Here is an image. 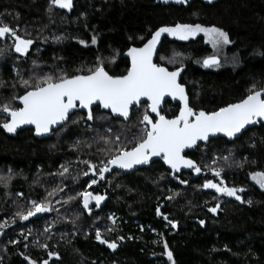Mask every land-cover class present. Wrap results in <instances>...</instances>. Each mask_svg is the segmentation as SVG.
Returning a JSON list of instances; mask_svg holds the SVG:
<instances>
[{"label": "trees", "instance_id": "1", "mask_svg": "<svg viewBox=\"0 0 264 264\" xmlns=\"http://www.w3.org/2000/svg\"><path fill=\"white\" fill-rule=\"evenodd\" d=\"M168 3L73 0L71 9L62 10L49 0H0V21L33 40L20 56L11 39H0V106L19 107L13 97L24 94L22 79L34 83L45 74H86L98 57L110 75L125 74L124 52L141 46L157 28L176 23L215 26L231 40L219 57L203 36L163 39L156 63L181 68V83L195 110L213 111L237 102L253 85L264 87V0L194 1L187 8ZM174 52L179 53L174 63L160 59ZM211 55L219 57V65L203 68L202 60ZM145 107H134L127 121L113 119L99 107L92 110L97 118L91 121L77 111L44 140L35 139L30 129L9 133L0 128V223L8 225L0 229V264H28L25 256L36 264H264V196L249 206L226 203L216 218L207 212L213 196L202 187L206 179H215L212 169L218 168L220 179L248 192L250 173L264 171V121L233 142L217 139L201 145L189 156L201 167L197 178L190 172L167 175L158 163L127 175L109 170L103 179H98V168L96 175L82 174L88 171L82 161L99 166L114 154L117 134L121 144L132 146L127 134L139 135ZM178 111V105L165 104L167 117ZM5 119L0 113V123ZM62 165L69 169L64 175ZM92 179L96 184H90ZM92 190L104 199L98 207L89 201V211L77 194ZM45 198L51 210L42 218L22 223L15 216L30 207V200ZM110 212L115 226L109 224ZM97 230L102 239L118 244L117 253L97 245ZM165 244L173 261L164 255ZM49 252L58 255L50 258Z\"/></svg>", "mask_w": 264, "mask_h": 264}, {"label": "snow or ice", "instance_id": "2", "mask_svg": "<svg viewBox=\"0 0 264 264\" xmlns=\"http://www.w3.org/2000/svg\"><path fill=\"white\" fill-rule=\"evenodd\" d=\"M175 2L178 4L187 3V0H175ZM49 3L62 9L73 7V0H49ZM198 32H203L214 48L231 43L229 34L215 26L204 27L201 24L186 23L161 26L151 33L150 38L146 39L142 46L127 49L126 56L130 59V65L125 74L110 75L106 71L102 59L98 57L97 63L89 68L86 74L68 75L64 73L55 77L45 74L36 79L34 83L31 78L22 79L21 84L25 88L24 94L13 97V99L19 100L22 107H12L9 104L0 106V113L6 114V119L0 123V128L13 133L21 125H33L35 134L41 135L49 133L53 130V126L66 123L74 109L87 110V120L89 121L96 119L97 117H94L92 111L93 105L104 110H110L116 118L123 117L127 121L131 119L132 107H139L146 99L145 111L138 121V124L142 126L139 129V135L127 134L132 136V141H130L132 146L121 144L120 135L117 134L116 140L112 142L115 146L114 154L106 160H101L99 166L89 161H82L88 168V171L82 174L87 176L89 172L98 168V179H103L104 174L109 172L113 165L121 169H130L133 165L148 164L151 157H160L173 172H179L183 166L199 173L201 167L182 155L184 149L191 148L198 140H208L210 135L217 133H222L228 138L236 137L237 134H241L242 130H245L247 125L264 121V87L258 88L253 85L248 93L237 102L228 103L226 106L213 111L204 109L197 111L191 107L184 85L178 82L181 68L177 67L175 70L169 71L167 67L154 63L153 57L158 51L157 46L162 34L166 33L178 40H188L189 37H194ZM0 39H11L12 50L20 56L27 54L29 46L33 44L32 39L24 38L16 28L3 21H0ZM140 39L144 40V38ZM96 42L94 35L92 43L96 44ZM2 51L3 49H0V52ZM178 55L179 53L174 52L172 57L161 55L160 59L162 61L168 59L169 63H174L175 57ZM33 63L35 64V61ZM218 65L219 60L216 55L207 56L203 59V66L205 67ZM166 96L178 100L180 104L179 113L171 119L160 113L161 101ZM149 113H155V117H151ZM103 139L106 144L109 143L107 138ZM108 151L111 152L112 149H108ZM223 159L227 160V157ZM61 167L63 171L60 175L69 171L68 167L63 165ZM212 171L216 178L221 177L220 169L214 168ZM93 175L96 173L93 172ZM250 178L261 189H264V171L252 172ZM96 182L97 179L90 180V184H96ZM180 182L188 183L187 180ZM202 187L215 189L217 193L235 197L238 201L241 200V196L237 195V192L244 191L242 188L236 189L225 186L223 179H218L217 183L206 179ZM55 192L54 189L48 195L52 196ZM77 195L83 198V207L89 211L90 200H95L99 206L104 199L103 196L93 195L88 191ZM68 199L71 200L74 197ZM28 203L30 207L26 211L21 209L15 213L20 221H27L38 213L51 210L47 198L40 202L30 200ZM218 207L219 204L217 207L209 208L208 211L216 213ZM157 214H160L159 208H157ZM109 219L114 220L111 216ZM169 223L172 228L177 227L175 222L169 221ZM200 224L203 225L204 221L201 220ZM6 227H8L6 223H0V229ZM47 231L48 229L45 228V232ZM96 239L101 243H106L111 249L117 247L115 242L102 239L99 230H97ZM11 243L15 244L16 241H11ZM40 246L47 247V245ZM48 255L51 258L58 254L49 252ZM164 255L169 261H173V253L168 249L167 244L164 245ZM24 258L28 260V264H36L27 256ZM42 264H48V261L44 260Z\"/></svg>", "mask_w": 264, "mask_h": 264}, {"label": "water", "instance_id": "3", "mask_svg": "<svg viewBox=\"0 0 264 264\" xmlns=\"http://www.w3.org/2000/svg\"><path fill=\"white\" fill-rule=\"evenodd\" d=\"M194 1H199V2L203 3L204 5H212V4H214L215 2H217V0H211V2H209V0H187V3H180V4H178V3L175 2V0H168V2H169L168 4L177 5V6H183L184 8H187L188 5H190V4H191L192 2H194ZM165 36H166V33H165V34H162V35H161V39H160V41L158 42V46H157V47H158V51L155 53V55H154V57H153V62H154V63H156V62H155V61H156V57H157V54H158V52H159V49H160L161 43H162L163 39L165 38ZM149 38H150V37H149ZM141 46H142V45H141ZM139 47H140V46H139ZM126 52H127V50L124 52L123 57H124L125 59H127V61H128V66H129V65H130V59L126 56ZM218 60H219V58H218ZM202 66H203V60H202ZM203 67H204V68H209V67H205V66H203ZM211 67H212V66H211ZM169 71H173V70H169ZM182 74H183V71L181 70V73H180V75H179V77H178V82H179V83H181L180 81H181ZM181 84H182V83H181ZM183 85H184V84H183ZM184 87H185L186 95L188 96V94H187V88H186L185 85H184ZM142 99H143V98H142ZM188 99H189V96H188ZM166 102H170L171 104H174V105H175V104H178V105H179V108H180V104H179V101H178V100H174L172 97H170V96H166V97L163 98L162 101H161L160 111L163 109V107H164V105H165ZM143 103H146V104H147L146 99H144V102H143ZM17 105H18L19 107H22V105L20 104L19 100H17ZM95 107H98V106H97V105H93L92 110H93ZM134 107H135V106H134ZM134 107H132V109H133ZM132 109H131V111H132ZM100 110H101L102 112H104V113L110 114V116H111L113 119H120V120L125 121V119H124L123 117L116 118V117L110 112V110H104V109H101V108H100ZM77 111H80V112L85 113V114L87 115V110L74 109V110L72 111L70 117H71L74 113H76ZM130 115H131V112H130ZM150 115H151V116H155V113H150ZM68 120H69V119H68ZM68 120H67V121H68ZM258 123H259V122H254V123L251 124V125H247L246 128H245V130H242L241 134H237L236 137L228 138V137L224 136L222 133H217V134H215V135H210L209 138H208V140H198L197 143H196L195 145H193L191 148H185L184 151H183V153H182V155H184L185 158H186V154H188V153H190V152H193V151H194L199 145H207L211 140L223 139V140H226V141H229V142H233V141L237 140L238 138H240V136H241L244 132H246L247 130H249L250 128L258 126ZM61 126H62V125H59V126H53V130H51L49 133H44V134H41V135H36V134H35V127H34L33 125H21L19 128H17V130H16L15 132H18V131H20V130L30 129V130L33 131V136H34L35 139H37V140H44V139H48V138H50L51 135H52V132L55 131V130H57V129L60 128ZM186 159H187V158H186ZM156 161H160V162L162 163V165L165 167V169L168 170V171H170V172L173 173V174H178V175H179L180 173H182V172H187V171L189 170V168H185V167L182 166L179 172H173V170H172L171 168H169L168 165H166V164L163 163V160H162L160 157H151V158H150V161H149L148 164L133 165V167L130 168V169H121V168H119V167L113 165V166H111L110 170H111V171H120V172H122L123 174L127 175V174H132L133 172H135V171H137V170H139V169H143V168H145V167H147V166H150L153 162H156ZM159 209H160V208H159ZM45 214H46V212H44V213H38V214H36L35 216L30 217L29 220H32V219H35V218L40 219V218H42ZM164 218H166V217H164ZM27 221H28V220H27ZM25 222H26V221H22V223H25ZM176 228H177V227H176ZM96 242H97V245H99L100 247L105 248L110 254H115V253H117V251H118V244H117V247H116L115 249H111V248H109V247L107 246L106 243H101V242L98 241V240H97Z\"/></svg>", "mask_w": 264, "mask_h": 264}, {"label": "flooded vegetation", "instance_id": "4", "mask_svg": "<svg viewBox=\"0 0 264 264\" xmlns=\"http://www.w3.org/2000/svg\"><path fill=\"white\" fill-rule=\"evenodd\" d=\"M166 37V36H165ZM156 62V61H155ZM219 62H220V60H219ZM158 64V63H157ZM161 65V64H160ZM162 66H164V65H162ZM164 67H166V66H164ZM203 67V66H202ZM213 67H216V66H212V67H209V68H213ZM168 68V67H167ZM204 68V67H203ZM209 68H205V69H209ZM168 70H175V69H169L168 68ZM183 75V74H182ZM181 82V81H180ZM167 103V102H166ZM165 103V104H166ZM170 103V102H169ZM142 104H146V103H142ZM171 104V103H170ZM174 105V104H173ZM175 105H178V104H175ZM179 106V105H178ZM164 107H165V105H164ZM164 107H163V109L160 111V113H161V115H165V113H164ZM178 113H179V111H178ZM177 113V114H178ZM150 114V113H149ZM176 114V115H177ZM151 116V115H150ZM166 116V115H165ZM151 117H155V116H151ZM167 117V116H166ZM174 116H171V117H167V118H169V119H171V118H173ZM118 120H120V119H118ZM261 122V121H260ZM259 124V123H258ZM33 132V131H32ZM201 145H199L194 151H196L197 149H199V147H200ZM193 151V152H194ZM193 152H190V153H188V154H186V158L187 159H191L189 156L190 155H192V153ZM192 160V159H191ZM153 163H158V164H160L162 167H163V170H164V172L167 174V175H170V176H173V177H178V176H182L183 174H187V175H189L188 173L190 172V176L191 177H196L197 178V176H198V173H196V172H194L192 169H190L189 168V170L187 171V172H182V173H180L179 175L178 174H173V173H171L170 171H168V170H166L165 169V167L162 165V163L160 162V161H156V162H153ZM152 163V164H153ZM151 164V165H152ZM218 179H220V178H216L215 177V179L214 180H212L214 183H217L218 182ZM225 182V181H224ZM247 182L248 183H246L245 185H247L248 187H247V190H248V192H245L246 190H245V188L244 187H240L239 186V188L238 187H236V186H233V185H229L228 183H226L225 182V186H227V187H233V188H236V189H243L244 188V191H238L237 192V195H239V196H241V200H236L235 199V197H229V196H227V195H225V194H223V193H217L216 192V190L215 189H209L210 190V193L212 194V196H213V202H211V203H214V205H213V207H217V204H219V207L217 208V211H216V213H212V212H209L208 210H207V212H209V214L210 215H213L214 217H218V215H219V213H220V211H221V208L223 207V205L224 204H228V203H231V204H233V205H246V206H249V205H251V204H253L256 200H258V198L259 199H261L260 198V196H264V189H261L260 188V186L254 181V180H252L251 178H250V175H249V177H248V179H247ZM90 193H92L93 195H97V193H95L93 190L90 192ZM210 200V199H209ZM249 201H250V203H249ZM90 202H91V205L92 206H95V207H98L97 206V204H96V202H95V200H90ZM100 204H101V202H100ZM99 204V205H100ZM210 208H212V207H210ZM209 209V208H208Z\"/></svg>", "mask_w": 264, "mask_h": 264}, {"label": "rangeland", "instance_id": "5", "mask_svg": "<svg viewBox=\"0 0 264 264\" xmlns=\"http://www.w3.org/2000/svg\"><path fill=\"white\" fill-rule=\"evenodd\" d=\"M57 8H59V7H57ZM59 9H62V8H59ZM62 10H67V9H62ZM166 36L169 37V38H171V39L178 40V39H176L175 37L168 36L167 34H166ZM200 36H203V37L205 38L206 43H208V44L211 46V48L213 49V51H214L219 57H222V56H223V51H224L226 45H221V46H219L218 48H214L213 45H212V43L209 41V39H208L207 37H205V35H204L203 32H198L194 37H189V39H196L197 37H200ZM189 39H188V40H189ZM178 41H186V40H178ZM81 44H82L83 46H85V43H81ZM219 57H218V58H219ZM46 213H47V212H46ZM110 216L113 217V218H115V216H114V214H113L112 212H110V213L107 214V218H108V220H109V224H110V226H115V225H113V221H114V220H110V219H109ZM49 227H50V226H48V224H46V225L44 226V230H45V228L49 229Z\"/></svg>", "mask_w": 264, "mask_h": 264}, {"label": "bare ground", "instance_id": "6", "mask_svg": "<svg viewBox=\"0 0 264 264\" xmlns=\"http://www.w3.org/2000/svg\"><path fill=\"white\" fill-rule=\"evenodd\" d=\"M165 229H167L166 227H165ZM159 242V241H158ZM161 245V244H160Z\"/></svg>", "mask_w": 264, "mask_h": 264}, {"label": "built area", "instance_id": "7", "mask_svg": "<svg viewBox=\"0 0 264 264\" xmlns=\"http://www.w3.org/2000/svg\"><path fill=\"white\" fill-rule=\"evenodd\" d=\"M115 219V218H114Z\"/></svg>", "mask_w": 264, "mask_h": 264}]
</instances>
